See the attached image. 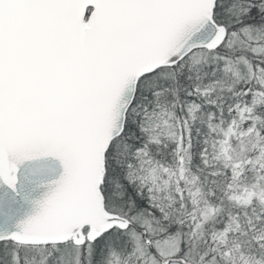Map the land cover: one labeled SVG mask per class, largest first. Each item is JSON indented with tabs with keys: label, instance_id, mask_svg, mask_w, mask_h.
<instances>
[{
	"label": "snow or ice",
	"instance_id": "6c2138e0",
	"mask_svg": "<svg viewBox=\"0 0 264 264\" xmlns=\"http://www.w3.org/2000/svg\"><path fill=\"white\" fill-rule=\"evenodd\" d=\"M0 264H264V0H0Z\"/></svg>",
	"mask_w": 264,
	"mask_h": 264
}]
</instances>
